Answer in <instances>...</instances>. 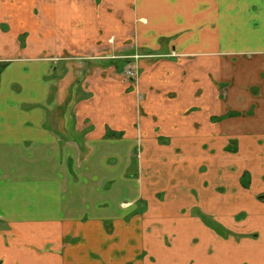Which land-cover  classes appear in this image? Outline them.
I'll use <instances>...</instances> for the list:
<instances>
[{
	"label": "crops",
	"instance_id": "crops-1",
	"mask_svg": "<svg viewBox=\"0 0 264 264\" xmlns=\"http://www.w3.org/2000/svg\"><path fill=\"white\" fill-rule=\"evenodd\" d=\"M263 196L264 0H0V264H264Z\"/></svg>",
	"mask_w": 264,
	"mask_h": 264
},
{
	"label": "rangeland",
	"instance_id": "rangeland-1",
	"mask_svg": "<svg viewBox=\"0 0 264 264\" xmlns=\"http://www.w3.org/2000/svg\"><path fill=\"white\" fill-rule=\"evenodd\" d=\"M69 113L66 114V119H67V124L66 127L68 129H72L73 128V121H72V115L70 113V111H68ZM72 132V131H71ZM139 147H137V150L135 152L134 155V159H139L141 156V144L138 145ZM139 169L137 170V168H129V172H128V178H129V187L128 189L124 188V190L121 191L120 196H118L117 199L113 200V202L111 204H108L110 206H112L113 211H116V205L115 203L119 202L120 200L123 201H127L126 203H124V206H128L127 208L124 207L125 209L123 210V214L125 217V220L128 224H132L134 223L133 218L137 217V216H144L145 214H147L149 212V210L153 207H158V205L161 206V204H164V208L161 209V214L165 215L164 218H168L169 216H173L175 215L174 212L171 213V211L168 210V208H174V206H170L167 208L166 204L167 202H172L171 201V197H166V195L163 194V191H165L166 189H162L161 188H155V184H153L152 182L147 183L149 185V187H147V185H145L144 189H143V193H148V196L142 195V197L139 198L137 197L138 194H140L139 189H138V181H136V179L139 177H142L143 174H141V176H139ZM150 176V174L146 173L144 174L143 178L148 180V177ZM162 184H164L165 182H168L169 180V173L166 172H160L159 175ZM164 182V183H163ZM161 185V184H160ZM111 187V185H110ZM109 188V185H107V189ZM130 203V204H129ZM198 207L193 208L192 213L194 214L196 210H198ZM184 211H186V208H181V210L178 209V213L183 214ZM170 219V218H169ZM172 219V218H171ZM210 224H215L214 221H209ZM213 224V225H214ZM105 229L107 233H114V224L112 221H105ZM170 238V236H168ZM166 238V243L169 244L170 243V239ZM81 240V238H76L75 239V243L79 242ZM138 240V239H137ZM136 239H134V243L137 242ZM115 239H111L107 242H104L102 244V246L108 251L109 249L111 250L112 246L115 244ZM85 244L88 246L86 248H88L89 250H91L93 252V250L98 249L99 251V246L92 244L89 241H84ZM83 242V243H84ZM130 244V243H128ZM139 243H137L138 245ZM134 245V244H131ZM136 245V246H137ZM130 246V245H128ZM127 246V247H128ZM129 249V247H128ZM115 255V254H114ZM83 264V263H82ZM125 264H134L132 261H129Z\"/></svg>",
	"mask_w": 264,
	"mask_h": 264
},
{
	"label": "built area",
	"instance_id": "built-area-1",
	"mask_svg": "<svg viewBox=\"0 0 264 264\" xmlns=\"http://www.w3.org/2000/svg\"><path fill=\"white\" fill-rule=\"evenodd\" d=\"M127 73H128V75H130L131 77H133V76L135 75L134 71L131 70V69H129V70L127 71Z\"/></svg>",
	"mask_w": 264,
	"mask_h": 264
},
{
	"label": "flooded vegetation",
	"instance_id": "flooded-vegetation-1",
	"mask_svg": "<svg viewBox=\"0 0 264 264\" xmlns=\"http://www.w3.org/2000/svg\"><path fill=\"white\" fill-rule=\"evenodd\" d=\"M264 197V196H263Z\"/></svg>",
	"mask_w": 264,
	"mask_h": 264
}]
</instances>
